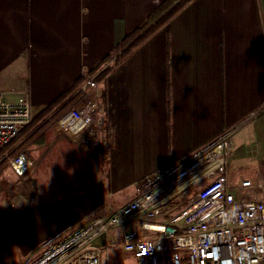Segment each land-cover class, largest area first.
<instances>
[{
	"label": "crops",
	"instance_id": "crops-1",
	"mask_svg": "<svg viewBox=\"0 0 264 264\" xmlns=\"http://www.w3.org/2000/svg\"><path fill=\"white\" fill-rule=\"evenodd\" d=\"M166 1L0 0V88L28 91L35 115L84 74L109 69L98 82L95 125L111 135L107 148L73 145L52 124V142L44 145L62 139L106 163L108 193L97 175L96 187L70 191L55 207L46 202L37 247L92 215L117 211L138 196L144 177L185 161L224 132L236 137L264 121V0H193L115 63L116 48L157 20ZM237 158L235 150L230 162L242 178H264V159ZM128 187L132 198L111 210L109 195ZM110 239L119 242L118 229Z\"/></svg>",
	"mask_w": 264,
	"mask_h": 264
},
{
	"label": "built area",
	"instance_id": "built-area-1",
	"mask_svg": "<svg viewBox=\"0 0 264 264\" xmlns=\"http://www.w3.org/2000/svg\"><path fill=\"white\" fill-rule=\"evenodd\" d=\"M100 72L84 74L72 95L83 98L52 120L60 137L93 151L106 149L111 137L95 126ZM35 116L28 91L0 88V152ZM232 139L226 131L185 161L144 177L133 201L65 229L27 264H101L103 257L108 264L113 252L132 256L121 264H264V182L239 175L230 162ZM5 158L17 177L31 168L22 154ZM117 229L120 239L114 243L110 235ZM6 256L0 245V259Z\"/></svg>",
	"mask_w": 264,
	"mask_h": 264
},
{
	"label": "rangeland",
	"instance_id": "rangeland-1",
	"mask_svg": "<svg viewBox=\"0 0 264 264\" xmlns=\"http://www.w3.org/2000/svg\"><path fill=\"white\" fill-rule=\"evenodd\" d=\"M248 133L250 136L246 142L243 138ZM51 142L52 135L49 133L47 144ZM232 145L233 150L237 151V161L245 154L264 159V121L256 129L248 127L239 132L233 137ZM11 151L0 159V163L7 160V164L0 169V245L6 249L7 256L0 261L2 264H27L33 261L36 251L47 242L37 247L44 234L39 220L46 213L43 205L48 202L55 207L58 200L64 201V197L73 196L70 191H88L96 187L97 175L106 183L107 175L102 176V173L108 172L109 168L106 163H96L92 154L81 153L58 139L50 147L24 149L20 154L30 160L31 168L23 177H17L5 158L10 157ZM260 179L264 181V178ZM101 189L108 193L107 183ZM134 191L133 187H128L115 196L109 195L106 205L116 210L120 204L132 198ZM100 240L103 243V236ZM132 259L130 254L113 252L107 262L121 264ZM101 264H106L104 257Z\"/></svg>",
	"mask_w": 264,
	"mask_h": 264
},
{
	"label": "trees",
	"instance_id": "trees-1",
	"mask_svg": "<svg viewBox=\"0 0 264 264\" xmlns=\"http://www.w3.org/2000/svg\"><path fill=\"white\" fill-rule=\"evenodd\" d=\"M193 0H167L162 5H160L158 12L161 15L157 20L149 19L136 31L129 34V41L132 43L129 44V41H123L115 50L116 61L115 63H120L124 61L131 53L130 45L133 48H138L144 42H146L150 37H152L156 32L161 30L166 24L174 18L180 11H182L186 6H188ZM109 69L102 70L96 77V81L102 83L105 76L107 75ZM96 72L94 70L92 75ZM82 79H79L73 83L64 93L52 101L48 106H46L42 111H40L33 121L25 127L21 133L0 152V159L4 154L15 149L10 153L11 157H16L24 149L30 147H42L47 142V134L51 128L52 120L59 115L61 112H64L74 106L83 98V94L79 93L72 97V95L77 91V89L82 84ZM70 97H72L70 99ZM68 100V101H67ZM101 103L103 102V96L100 98ZM64 104V105H63ZM61 105L62 108L56 112L49 120L46 119ZM7 164V160H3L0 163V169L2 166Z\"/></svg>",
	"mask_w": 264,
	"mask_h": 264
},
{
	"label": "clouds",
	"instance_id": "clouds-1",
	"mask_svg": "<svg viewBox=\"0 0 264 264\" xmlns=\"http://www.w3.org/2000/svg\"><path fill=\"white\" fill-rule=\"evenodd\" d=\"M153 2H154V3H158V2H159V0H153Z\"/></svg>",
	"mask_w": 264,
	"mask_h": 264
},
{
	"label": "water",
	"instance_id": "water-1",
	"mask_svg": "<svg viewBox=\"0 0 264 264\" xmlns=\"http://www.w3.org/2000/svg\"><path fill=\"white\" fill-rule=\"evenodd\" d=\"M71 98H72V97H71ZM71 98H70V99H71ZM67 101H68V100H67ZM63 105H64V104H63ZM63 105H62V106H63ZM62 106H61V108H62ZM61 108H60V109H61ZM60 109H59V110H60ZM15 148H16V147H15ZM15 148H14V149H15ZM14 149H13V150H14ZM13 150H12V151H13ZM12 151H11V152H12Z\"/></svg>",
	"mask_w": 264,
	"mask_h": 264
}]
</instances>
